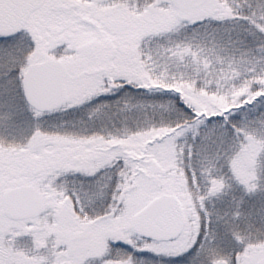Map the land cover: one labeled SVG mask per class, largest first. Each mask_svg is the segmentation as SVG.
Instances as JSON below:
<instances>
[{"label": "rangeland", "instance_id": "374dc122", "mask_svg": "<svg viewBox=\"0 0 264 264\" xmlns=\"http://www.w3.org/2000/svg\"><path fill=\"white\" fill-rule=\"evenodd\" d=\"M238 2L240 8L237 9H240L241 14L250 18H255L256 13L261 11L264 6V0H239ZM83 3L86 6L92 4L98 6L96 8L89 7L88 11L79 14L84 25L73 24V37L79 41L81 48L92 49L97 58L91 62H82V66L77 72V79L64 82L68 102L58 113L62 123H66L72 130L77 129L83 135L74 133L77 135V141L74 143L68 138H59V134L56 136L48 133L45 135L32 134L26 146H20L16 150L10 149V147L3 149V154L20 153L25 149H30V158L34 165L28 171L39 175V178L44 175V179L38 180L37 184L43 192H48L44 194L45 197H49V203L52 204L55 200L56 205L63 198L62 195L75 190V193L79 194V199L87 203H84L87 207L96 206L93 204L102 202L106 204L107 207L104 206V208L109 214L105 213L106 215L101 216L95 224L96 227L88 228L90 236L84 237L83 235L75 241H73L74 237L70 238V244L73 247L71 259H78L79 263L89 260L88 264H105L101 258H104L105 255L107 257L109 254L107 245L109 239L114 238L115 240H124L134 246L138 243L139 247L150 249L147 254L151 258L155 255L153 253L159 255L162 251L168 252L172 249L177 257L194 252L196 256L205 258L206 264H228V253L243 240L246 242L240 253L243 264H256L264 256V235H240L235 238L234 234L238 231L235 228V225H238L237 221L222 216L214 218L211 211L215 208L216 197L206 196L207 198H205V194L209 190L207 187H212L209 181H206V173L215 175L216 181L219 183L222 179L220 170H202L203 172L192 173L195 170L194 166L199 167L201 157L206 146L210 143V139L214 137L218 141V146L213 150L221 152L222 148L225 149L222 146L231 142L230 131L216 124L205 126L202 129L204 131H199L202 124H198L199 130L185 131L170 141L166 139L162 143L155 141L150 143L149 137L156 136V134L163 135L166 130L178 124L176 119H181L182 115H178L180 111H177L174 106L177 104L175 102L179 98V93L183 90L189 92L193 90L194 100L206 99L208 115L211 116H214L213 112L218 109L229 110L239 107L252 83L258 87L264 84L263 39L254 35L253 28L246 19H238L231 25L228 24L226 16L229 11V3L235 4V0H222L220 3L222 7L218 9L213 20L199 26L200 28L196 30L193 28L188 30L185 25L174 19L171 0H136L133 6H128L124 0H117L115 4L111 0H102L99 3L98 0H88ZM86 25H91L92 28H88ZM97 29L99 33H97ZM206 29L209 32L205 31ZM221 42L226 45L236 44L238 47L247 49V63L245 68L241 69V75L220 74L221 72L217 70H210L209 65L207 67L205 63L198 62V59H203L207 54L213 60L221 53L216 47V44L223 45ZM25 43H27V37H25ZM190 45L196 49V52L190 51ZM47 55L48 50L45 47L39 59L35 55L33 56V64L46 60ZM138 71L143 76L141 74L137 76ZM106 78L124 81L135 80L136 85L141 88L134 90L131 95L125 92L127 90H121L124 91L120 92L124 97L112 101V105L117 104L114 109L107 107L106 104L98 105L95 102L103 100V95L98 94L105 93L108 88ZM130 83L128 85H131ZM10 86L8 87L10 88ZM145 98L156 99L153 101L146 99L141 103ZM89 103L94 106L93 109L90 108ZM15 104L17 106V102ZM142 104L150 106L145 107L146 105ZM160 104L162 105L159 106ZM178 104L182 105L183 103L180 101ZM162 106L164 109L160 111L163 112L164 118L156 119L155 109ZM256 108H259L258 112L255 110ZM256 108L238 111L228 119L230 118L231 123H234L235 119L239 121L241 118H255L256 115L264 114V103ZM112 110L115 111L114 115ZM123 111L131 112L130 119L126 118L128 119L126 122L125 116L122 115ZM139 111L143 115L150 112L155 115L152 123L150 120H143L150 116L140 115V121L143 120L141 126L150 125L152 128V134L146 137L148 139L144 144L140 143L142 141L140 139H133L132 131L126 130L127 123H137L138 115L136 114ZM71 118L78 123L77 126H70L67 123V120ZM36 119L35 123L30 124L32 127H37L36 125L43 120V117L37 115L34 117V120ZM65 120L66 122H64ZM62 123L59 125L63 126ZM99 127L102 129H98ZM91 129H97V132L110 130V136L106 134V139H110L112 142H106V147H103V142L99 138L97 145L93 143L94 141H86V136L91 132ZM117 134H121L122 139L126 136V141L125 139L123 142L120 140L121 135L116 138ZM209 136L211 138L207 140ZM92 143L95 145L93 151L90 149ZM144 145L146 147H143ZM143 151L144 153H142ZM88 154L93 155L95 162L92 166L90 162H84L89 167L91 166L89 171L85 170L86 176L74 174L65 178L61 175L60 172L68 171L62 163L68 155L73 159L85 160L92 158ZM43 157H50V159L41 164ZM239 161L240 159L227 161L231 165L228 168L231 174L239 169ZM253 162H255L251 167L253 175L247 182L256 185V181H260V173L264 172V158L261 159L256 154ZM107 163L112 166L106 172L104 167ZM117 167H119V171L116 170ZM80 169H85V167L80 166ZM98 169L99 171H97ZM93 173L96 175L93 176ZM109 175L112 177L111 181L108 180ZM25 176L24 169L13 167L12 174L7 178L8 186L22 183ZM232 178L230 176L226 181L227 185L225 183L218 187L222 191L223 198L236 189V180ZM48 185H51L52 188L46 190L45 187ZM106 186H110L108 188L112 189V194L102 193V189ZM160 192L175 195L180 200L185 208L186 231L176 241L168 244L151 245L149 242L133 240L129 227L130 217L140 212ZM194 200L199 205H195ZM229 205L233 206L234 204L230 202ZM46 212H51L49 206ZM207 220L211 224V232L214 223L220 224L221 229L224 225L228 229L227 235L224 236L222 233L221 239L218 240V245L222 246L220 245V249L216 252L207 250L209 245L207 230L206 236L201 238L203 227L207 226ZM72 227L62 226L59 232L78 233V230H73ZM55 228L56 222L51 213H45L37 220L22 223H12L7 221L3 215L0 216V256H4L2 257L4 260L7 258L9 264H70L69 260H65L67 256L65 253L70 258L72 252L67 242H62L59 245L61 249L51 248L49 253L46 251L41 254L40 251H36L37 255L33 256V258L35 257L33 260L26 259L28 248L24 249L23 253L18 248L14 249L12 237H31V235L36 236L35 241L39 247L43 246V249H46L43 238L48 235V237L52 236ZM229 238L230 240L232 238V242L223 246V241L229 240ZM64 239L70 240L68 237ZM204 239L205 244L202 246L201 242ZM86 240L89 242L84 244ZM193 241H196L199 247L185 251L189 249L190 245H193ZM106 264H111L110 260H106ZM113 264H120V261Z\"/></svg>", "mask_w": 264, "mask_h": 264}, {"label": "trees", "instance_id": "16d2710c", "mask_svg": "<svg viewBox=\"0 0 264 264\" xmlns=\"http://www.w3.org/2000/svg\"><path fill=\"white\" fill-rule=\"evenodd\" d=\"M78 2H88V0H77ZM239 0H235V4L229 3V11L226 16V20L228 24H232V22H235L236 20L240 19H246L248 23L253 28L254 35L257 38H262L264 41V6L261 11L256 13L255 18H250L246 16L245 14L240 13V4L238 2ZM259 1V0H257ZM222 6H220L221 9ZM240 15V17H239ZM200 27H193V30L199 29ZM191 29V28H190ZM188 29V30H190ZM205 31L209 32L208 29ZM223 45H217L219 53L213 60L210 58V55L207 54L203 57V59L199 60L200 63H205L210 70H217L221 72L220 74H229L234 73L235 75H241L242 71L241 69L244 67L247 63L246 56H247V49L238 47L236 44L232 45H226V43L221 42ZM191 52H196V49L193 46H189ZM213 55V53H212ZM193 67V66H192ZM212 67V68H211ZM214 68V69H213ZM137 72V71H136ZM135 73V72H134ZM141 76H143L142 73H140ZM139 71L137 76L139 75ZM218 74V75H220ZM221 77V76H220ZM107 79V78H106ZM109 82L107 84V91L106 93L102 94L103 100H99L95 103L98 105H104L106 104L107 107H113L116 108L117 104L112 105V101L119 99V97H124L121 95L120 92H124L121 90H127L125 92L133 93L134 90L140 89L138 85H136V81H124L122 79H107ZM131 82V83H130ZM118 83V84H117ZM121 83H123L124 87H121ZM130 83L131 85H128ZM9 84H5L0 86V155L3 154V149L9 148L10 149H18L20 146H26L28 143V140L30 139L31 135L34 134L33 130L36 129V132L38 134L36 135H45V134H53L54 131H47L45 129H50L53 127H50L52 124H59L57 117H48L51 115L48 114H34L32 109H30L23 101L21 92L18 86L11 85L10 88L8 87ZM109 92H113L112 95H107ZM121 95V96H120ZM129 95H126L127 97ZM141 95L144 96L143 93ZM195 93L193 90L189 91H181L179 93V98L175 102V108L177 111H180L178 115H182V118H177L176 121L178 122L177 125H175L173 128L166 130L163 135L158 136H150V143L156 142V143H162L167 139V141L172 140L174 137L179 136L183 134L185 131H189L192 129L199 130L198 124L201 125V130L203 127L209 126V125H221L223 128H226L230 131V143L224 144L225 149L222 151H215V149L218 146V141L215 140V138H210V143L206 146V150L204 151L202 157H201V163L199 167L194 166V171H202V170H213L218 171L220 170V176L222 179H220L219 183L216 181L215 175H208L206 173V181H209V183L212 185V187H207L209 190L205 194V198L209 196L216 197V203L215 208L212 209L211 213L214 218H220V216L224 218H231L233 221H237L238 225H235V228L238 229V231L234 234V237L237 238V236H246V235H257L261 236L264 235V172L260 173V181H256V185L254 183L248 184V180L251 179L253 175V170L251 167L254 166L255 162H253V158L256 154H258L261 159L264 158V114L256 115L255 118H241L239 121L237 119L234 120V123H231L230 118L233 117L234 113H237L238 111H247L252 108L259 107L262 103H264V84L261 86H256L251 84V87L249 88L248 92L244 95L242 98V103L239 107L232 108L229 110H217L213 112L214 116L208 115L206 103L207 100L200 99L199 101L194 100L192 96H194ZM156 96V95H155ZM149 99L145 98L141 101L143 103L144 100ZM156 98L149 99L148 101H153ZM174 99H176V96H174ZM105 100V101H104ZM22 104H21V102ZM161 101V100H160ZM180 101H182V105L178 104ZM196 101V102H195ZM17 102V106L15 104V110L14 113L9 117V104L10 103ZM88 104V103H85ZM90 104V108L93 109L94 106ZM145 107H149L147 104H142ZM160 104L159 106H161ZM208 105V104H207ZM161 108V109H160ZM158 109H155L156 112V119L158 118H164L163 112L161 113L160 110L164 109V106L160 107ZM185 110L183 113L182 111ZM255 110H259V108H256ZM254 110V111H255ZM31 111V112H30ZM113 115L115 114V111L112 110ZM34 114V115H33ZM158 114V115H157ZM39 115V117H43V120L40 121L37 127H32L30 124L33 122L35 123L36 120H34V117ZM121 115V112H120ZM122 115L125 116V122L130 119L131 112L123 111ZM137 117V123L131 124L127 123V131H132L133 139H140V143L144 142L148 139L147 136L151 135L152 128L150 125L148 126H141L143 123V120L147 121L150 120V123L153 122V115L152 112L146 113V114H140V111L138 112ZM140 115H148L150 117L144 118L142 121H140L141 116ZM152 119V120H151ZM180 120V121H179ZM144 121V122H145ZM238 121V124H237ZM44 123H50L49 125H44ZM212 123V124H211ZM136 125V126H135ZM53 126V125H52ZM56 126V125H55ZM54 126V127H55ZM138 127L137 129H135ZM150 127V128H149ZM145 132V133H144ZM200 134V132H199ZM121 135V134H119ZM263 135V136H262ZM53 136V135H52ZM122 136V135H121ZM213 136V135H212ZM120 137V136H119ZM126 137V136H125ZM124 137V139H125ZM122 142L124 141L123 136L120 137ZM118 140V141H120ZM126 141V139H125ZM8 152H10L8 150ZM13 153V152H12ZM263 157V158H262ZM233 159H237V161L240 159L239 164L240 167L237 169L236 172H232L234 177L232 178V174L228 170L229 162ZM139 161L141 159H138ZM202 165V167H201ZM15 168V167H14ZM203 172V171H202ZM231 176L232 179L236 180V189L233 193L229 194L227 197L222 196V191L218 189L219 186L226 183L227 180H229V177ZM44 179L43 177L39 178V175H34L30 173V171H26L25 179L23 180V184L31 185L34 187H38V180ZM33 180V181H32ZM119 180V178H118ZM205 181V182H206ZM251 183V180H250ZM7 188H10L12 186H8ZM227 185V183H226ZM215 190H219L214 192ZM217 193V194H216ZM207 196V197H206ZM204 198V197H203ZM223 199V200H222ZM233 203V206H230L229 204ZM213 220V219H212ZM220 222V221H219ZM208 220L207 226L203 227V234L201 238H204L206 236V230H207V237L209 238V245L207 250H211V252H216L220 249V245H218V240L221 239L222 233H224V236L227 235L228 229L224 225L223 229H221L220 224H213V231L211 232V224ZM231 230V229H230ZM222 231V232H221ZM210 236V237H209ZM36 236L27 237V236H15V238L12 237L11 240H13L14 249H17L23 253L24 249H27L26 252V259L27 260H33L34 255H37L36 251H40L42 253L43 246H38V243L35 241ZM63 238V237H62ZM64 239V238H63ZM208 240V239H207ZM230 240V238H229ZM225 240L223 241V246H226V244L229 242H232L231 240ZM151 245H154L155 243H150ZM202 246L205 244V239L201 242ZM156 245V244H155ZM222 246V245H221ZM231 245L229 246V248ZM159 251V250H158ZM17 252V251H15ZM52 252V251H51ZM194 253V252H193ZM192 252H188L187 254L181 255V256H175L174 250L170 249L168 252H161L159 255H154V257H150L148 255L145 256L147 262L146 264H206L205 258H201L196 256V254H193ZM28 254V255H27ZM4 256H0V261L6 262V264H9L8 259L6 260L2 259ZM128 264V262L126 263Z\"/></svg>", "mask_w": 264, "mask_h": 264}, {"label": "snow or ice", "instance_id": "6c2138e0", "mask_svg": "<svg viewBox=\"0 0 264 264\" xmlns=\"http://www.w3.org/2000/svg\"><path fill=\"white\" fill-rule=\"evenodd\" d=\"M99 2L102 0H98ZM111 2L115 4L117 0H111ZM124 3L133 6L136 0H124ZM97 6V4L86 6L77 0H0V86L5 84L18 86L25 102L29 104L34 114H38L43 106V100L39 96L33 97L30 91L33 56L39 59L44 48L47 47L48 55L45 66L37 71L40 73V79L48 84L53 93L60 91L62 82L77 79V72L82 62L94 61L97 55L92 49L80 47L79 41L73 37V24L84 25L79 14L88 11L89 7L96 8ZM86 26L92 28L91 25ZM25 37H27V43H25ZM120 86L124 87L123 83ZM102 94L104 93L98 95ZM15 107L14 102L9 104V117L14 113ZM33 133L38 134L35 128ZM49 159L50 157H43L40 163L43 164ZM33 165L30 149H25L20 153L0 155V216L3 215L7 200L5 191L7 178L12 174L13 167L27 171ZM111 166L108 165V167ZM116 170L119 171V167ZM74 174L68 171L61 173L65 178ZM108 180H112L111 175ZM113 187L115 188V185ZM75 195L77 201L74 211L78 209V215L89 218V213L86 211L87 206L80 201L78 193ZM88 227L94 228L96 225L89 224ZM245 243L241 240L228 253V264H243L240 253ZM108 247L110 251L114 248L118 252H124L128 257V264H135L133 257L138 253L150 251L148 248L139 247L138 243L134 246L124 240H112ZM193 247H199L196 241H193V245L185 251ZM108 258L113 259L114 257L109 256ZM138 258L144 259L142 255ZM0 264H6V262L0 261Z\"/></svg>", "mask_w": 264, "mask_h": 264}, {"label": "water", "instance_id": "95a60500", "mask_svg": "<svg viewBox=\"0 0 264 264\" xmlns=\"http://www.w3.org/2000/svg\"><path fill=\"white\" fill-rule=\"evenodd\" d=\"M171 2L174 18L189 27L212 20L219 6V0H171ZM45 62L34 64L30 73V91L33 97L39 96L43 100L39 112H51L67 102L64 82L60 85V91L53 93L48 84L40 79L37 70L44 67ZM6 195L3 213L10 220H28L41 214L42 197L37 189L20 186L7 190ZM64 203L66 204V201ZM184 223V212L180 202L174 196L161 194L131 218L130 227L131 232L139 238L162 242L176 240L183 231ZM258 264H264V258Z\"/></svg>", "mask_w": 264, "mask_h": 264}, {"label": "flooded vegetation", "instance_id": "af4514ba", "mask_svg": "<svg viewBox=\"0 0 264 264\" xmlns=\"http://www.w3.org/2000/svg\"><path fill=\"white\" fill-rule=\"evenodd\" d=\"M49 198H44V201L46 204L44 206H49L51 203L48 202ZM50 210L53 212V215L55 219L58 221V227L62 226H70L72 223V220L74 219V212L71 211L70 207L66 204H62V201H58L55 205V202L53 201ZM47 210V209H46ZM64 220V221H63ZM62 221V223H61ZM62 224V225H61Z\"/></svg>", "mask_w": 264, "mask_h": 264}]
</instances>
